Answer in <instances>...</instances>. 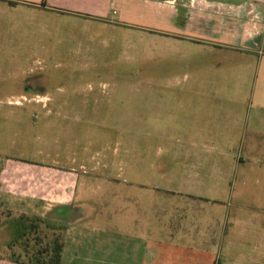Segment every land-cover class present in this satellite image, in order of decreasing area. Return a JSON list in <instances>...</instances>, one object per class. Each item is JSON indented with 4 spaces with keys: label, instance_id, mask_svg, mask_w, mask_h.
Here are the masks:
<instances>
[{
    "label": "rangeland",
    "instance_id": "rangeland-1",
    "mask_svg": "<svg viewBox=\"0 0 264 264\" xmlns=\"http://www.w3.org/2000/svg\"><path fill=\"white\" fill-rule=\"evenodd\" d=\"M161 17L143 23L156 29L150 31L55 17L0 21V163L45 162L79 174L91 172L98 159H124L131 170L141 164L147 179L154 164L163 162L167 170L178 141L193 136L187 133V103L175 109L173 97L207 94L214 123L218 109L243 113L236 119L240 129L232 132L233 120L225 119L227 135L217 139L232 143L249 177L237 199L243 211L236 252H243V264H264V125L253 128L249 117L257 111L255 70L235 69L233 59L223 65L219 50L203 41L187 44ZM27 87L41 89L33 92V101L3 99ZM223 97L237 103L215 101ZM259 129L263 132L252 133ZM254 136L263 148L242 149ZM233 200L225 199L229 211ZM65 207L5 196L0 260L54 264L66 227L76 220L75 208Z\"/></svg>",
    "mask_w": 264,
    "mask_h": 264
},
{
    "label": "crops",
    "instance_id": "crops-1",
    "mask_svg": "<svg viewBox=\"0 0 264 264\" xmlns=\"http://www.w3.org/2000/svg\"><path fill=\"white\" fill-rule=\"evenodd\" d=\"M16 17L95 20L144 31L156 30L143 23L161 17L187 44L203 41L219 50L223 65L233 59L235 69L255 70L257 111L249 117L253 128L264 125V0H0V21ZM33 95L16 92L3 99L14 104L33 101ZM173 98L175 109L187 103V133L193 136L178 141L167 170L163 162L153 165L146 178L155 184H147L141 164L131 170L124 159H98L91 172L79 174L56 171L45 162L8 159L0 163V204L8 196L49 208L66 206V212L74 207L76 220L66 227L60 264H243L234 237L243 211L237 199L249 177L232 143L217 139L227 135L225 119L233 120L232 132L240 129L236 119L243 113L215 105V125L208 111L211 96ZM215 101L237 103L229 97ZM241 147L263 148L255 136ZM227 198L234 199L230 211L224 206ZM0 264L29 263L1 259Z\"/></svg>",
    "mask_w": 264,
    "mask_h": 264
},
{
    "label": "trees",
    "instance_id": "trees-1",
    "mask_svg": "<svg viewBox=\"0 0 264 264\" xmlns=\"http://www.w3.org/2000/svg\"><path fill=\"white\" fill-rule=\"evenodd\" d=\"M54 264H60L61 262V253L57 254V257L54 259ZM29 264H35V263H29ZM39 264V263H37Z\"/></svg>",
    "mask_w": 264,
    "mask_h": 264
},
{
    "label": "flooded vegetation",
    "instance_id": "flooded-vegetation-1",
    "mask_svg": "<svg viewBox=\"0 0 264 264\" xmlns=\"http://www.w3.org/2000/svg\"><path fill=\"white\" fill-rule=\"evenodd\" d=\"M25 91H27V92H37V91H41V89L33 90L32 87H27V88L25 89Z\"/></svg>",
    "mask_w": 264,
    "mask_h": 264
}]
</instances>
